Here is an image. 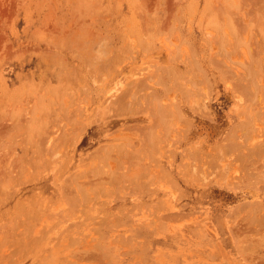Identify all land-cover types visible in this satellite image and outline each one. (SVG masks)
Segmentation results:
<instances>
[{"label":"rangeland","instance_id":"rangeland-1","mask_svg":"<svg viewBox=\"0 0 264 264\" xmlns=\"http://www.w3.org/2000/svg\"><path fill=\"white\" fill-rule=\"evenodd\" d=\"M0 264H264V0H0Z\"/></svg>","mask_w":264,"mask_h":264},{"label":"bare ground","instance_id":"bare-ground-1","mask_svg":"<svg viewBox=\"0 0 264 264\" xmlns=\"http://www.w3.org/2000/svg\"><path fill=\"white\" fill-rule=\"evenodd\" d=\"M190 220V219H189ZM184 221V220H183Z\"/></svg>","mask_w":264,"mask_h":264}]
</instances>
